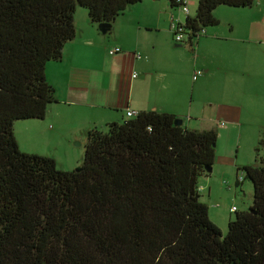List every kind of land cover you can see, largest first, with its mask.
<instances>
[{"label":"trees","instance_id":"trees-1","mask_svg":"<svg viewBox=\"0 0 264 264\" xmlns=\"http://www.w3.org/2000/svg\"><path fill=\"white\" fill-rule=\"evenodd\" d=\"M142 1L0 0V264H264V128L257 163L237 168L252 183V204L234 212L226 234L199 190L214 162L215 129L139 111L89 129L72 170L18 147L15 122L42 119L57 102L46 64L74 39L76 9L112 27ZM166 1L179 8L184 0ZM254 1L198 0L180 45L194 50L201 31L218 25V6Z\"/></svg>","mask_w":264,"mask_h":264},{"label":"crops","instance_id":"crops-1","mask_svg":"<svg viewBox=\"0 0 264 264\" xmlns=\"http://www.w3.org/2000/svg\"><path fill=\"white\" fill-rule=\"evenodd\" d=\"M197 2L185 13L166 0H143L119 15L105 34L77 8L74 39L60 61L46 64L57 102L44 118L14 124L19 149L74 169L82 162L77 147L85 145L89 129L121 122L128 110H153L174 114L188 128L204 120L208 125L200 130L219 131L210 172L228 165L220 140L264 128V0L249 7L218 6V25L207 27L190 50L173 42L170 24L194 16ZM116 47L120 51L110 54ZM197 69L202 74L193 80ZM207 176L200 179V194L210 197L214 183Z\"/></svg>","mask_w":264,"mask_h":264},{"label":"rangeland","instance_id":"rangeland-1","mask_svg":"<svg viewBox=\"0 0 264 264\" xmlns=\"http://www.w3.org/2000/svg\"><path fill=\"white\" fill-rule=\"evenodd\" d=\"M186 1L188 2L187 5H189L190 7L195 5V3L197 2V0ZM81 9L86 10L84 8ZM26 121L28 120H19L16 121L15 124ZM207 125L208 124L204 120L199 119V121L191 124L190 127L192 129L200 130L202 127H205ZM103 128L105 127L99 129ZM218 133L219 131H217V134ZM255 134L249 133L239 138L238 134L235 133L231 137H224L223 140H220V148L223 150L222 156H228L231 162L225 166L215 167V170L212 173L209 172L207 176L208 179L211 176L213 178V191L210 197H207L205 193L206 191H204L201 195V201L206 203L208 206V210L210 211L208 216L210 220L214 219L216 222H219L222 225L221 231L223 234H226L227 232L229 219H234L235 217V213L233 211L231 212L229 209L232 206H235L236 208H238V211H243L248 209V207L252 204V183L249 179H244L243 172L241 170L237 171V168L257 163L258 160H256L255 148L262 135L261 132H257ZM81 149L83 150L84 154V146L77 147V150ZM56 166L58 169L60 168V170H64L66 167L62 166L61 164H58ZM77 168H79V166H76L74 169ZM238 173L243 175V181L237 185L236 181ZM202 182V180H199V185H202Z\"/></svg>","mask_w":264,"mask_h":264},{"label":"built area","instance_id":"built-area-1","mask_svg":"<svg viewBox=\"0 0 264 264\" xmlns=\"http://www.w3.org/2000/svg\"><path fill=\"white\" fill-rule=\"evenodd\" d=\"M179 9H181L185 13H188V7H187L185 0L183 1V6L179 7ZM262 26H263V30H264V19L262 20ZM170 30L172 32L173 41L176 44H180L181 42H183L185 40V35L183 34V24L182 23H180L176 20H172L171 24H170ZM201 33L204 34V30H202ZM119 51H120V48L116 47V48L111 49L109 51V53L114 54V53H117ZM134 56L136 58L141 57L140 53H134ZM201 74H202V70L197 69L192 76L193 80H196ZM135 76H136V74H133V77H135ZM135 114H137V111L128 110L126 112V118L133 117ZM221 125H223V123H221ZM237 181L239 183L243 181V175L242 174H239ZM199 190H201L200 187H199ZM229 210L231 212L232 211L235 212V211H237V208L235 206H232Z\"/></svg>","mask_w":264,"mask_h":264},{"label":"water","instance_id":"water-1","mask_svg":"<svg viewBox=\"0 0 264 264\" xmlns=\"http://www.w3.org/2000/svg\"><path fill=\"white\" fill-rule=\"evenodd\" d=\"M111 28V24H108V23H100L99 25H98V29H99V31L102 33V34H105L109 29ZM180 44H178V46H179ZM182 119L181 118H176L175 119V121H174V123L176 124V125H182ZM207 170L208 171H211V167H209V168H207Z\"/></svg>","mask_w":264,"mask_h":264}]
</instances>
